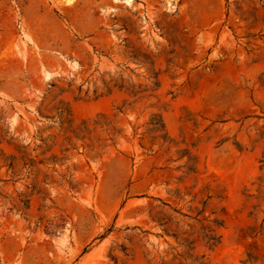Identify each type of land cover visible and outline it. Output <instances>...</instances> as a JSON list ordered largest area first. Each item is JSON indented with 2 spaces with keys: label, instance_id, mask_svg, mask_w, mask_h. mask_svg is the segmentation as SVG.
Segmentation results:
<instances>
[{
  "label": "rangeland",
  "instance_id": "1",
  "mask_svg": "<svg viewBox=\"0 0 264 264\" xmlns=\"http://www.w3.org/2000/svg\"><path fill=\"white\" fill-rule=\"evenodd\" d=\"M0 264H264V0H0Z\"/></svg>",
  "mask_w": 264,
  "mask_h": 264
},
{
  "label": "bare ground",
  "instance_id": "2",
  "mask_svg": "<svg viewBox=\"0 0 264 264\" xmlns=\"http://www.w3.org/2000/svg\"><path fill=\"white\" fill-rule=\"evenodd\" d=\"M127 2H129L130 0H126Z\"/></svg>",
  "mask_w": 264,
  "mask_h": 264
}]
</instances>
